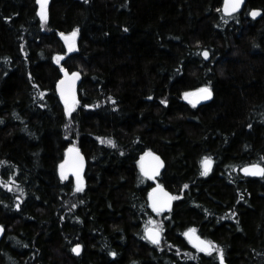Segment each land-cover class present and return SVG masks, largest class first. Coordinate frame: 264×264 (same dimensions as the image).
Segmentation results:
<instances>
[{"label": "trees", "instance_id": "16d2710c", "mask_svg": "<svg viewBox=\"0 0 264 264\" xmlns=\"http://www.w3.org/2000/svg\"><path fill=\"white\" fill-rule=\"evenodd\" d=\"M223 3L48 0L42 22L37 0H0V264H220L188 243L193 228L223 264H264V176L242 171L264 166V0L231 17ZM76 29L68 54L60 33ZM62 69L82 77L71 117ZM205 86L210 102L184 99ZM73 144L80 192L60 175ZM149 151L165 163L155 182L140 170ZM156 181L177 197L169 212L150 207Z\"/></svg>", "mask_w": 264, "mask_h": 264}, {"label": "snow or ice", "instance_id": "6c2138e0", "mask_svg": "<svg viewBox=\"0 0 264 264\" xmlns=\"http://www.w3.org/2000/svg\"><path fill=\"white\" fill-rule=\"evenodd\" d=\"M243 0H224L223 3V12L227 16H231L234 13H236L242 4ZM37 3L39 4V12L38 15L42 22L47 21V0H37ZM217 11H221V9H217ZM253 16L258 15L257 11H253L251 13ZM79 29H76L75 31L71 32L70 34H64L60 33L61 37L64 39L68 50L71 52L75 47V40L76 36L78 34ZM127 31V29H125ZM209 53L207 51L203 52V56L207 58ZM56 62L59 64L60 60L63 59L62 56H57ZM65 73V79H62L59 82V91L61 98L64 101L65 104V111L69 117H71L72 112L74 111L75 105L78 103L75 97V93L72 90V85H74L75 80L79 78L78 72H73L69 75L68 71L66 69H62ZM67 85V88L65 87ZM41 97H43V93L40 94ZM212 96V90L209 86H205L202 88L197 89L195 92H185L184 93V99L188 100L189 103H191L193 106L196 105L200 100H208ZM113 104H115V100L112 101ZM162 103L167 104V101L164 100ZM67 127V125H66ZM102 143H107L113 147H115V143L112 140H101ZM69 153H75V159L76 163L73 165L72 170L75 173L76 176V191L80 192L83 190V179L80 175L81 170L83 168V157L80 156L79 150L70 148ZM150 159L153 161L151 166L146 167L145 166V159ZM212 160L210 157H205L202 161L203 165V171L201 172V175H207L210 168H211ZM163 167V161L160 160L159 156H156L151 151L147 152L144 157L141 158L140 161V169L143 175L150 179H155L156 176L159 174L160 168ZM242 171L245 173V175H261L264 176V166H261L259 164H253L246 166L242 169ZM60 175L61 179L67 180L68 175L66 171V164L62 163L60 165ZM185 188H187V185H184ZM150 200H151V207L153 211L159 213H162L165 209L170 208L171 202L174 199H177V197L170 195L169 193L165 192L163 187L160 185H157L156 188L152 190V193H150ZM153 225H155V222H151ZM196 229H190L189 232L185 233L186 236H188L189 241L193 243V246L196 247L200 252H205L209 255H211L213 252H217L220 259V264H223V250L219 248L218 245H215L211 241H205L201 239L199 236L195 235ZM144 239L149 240L151 243L159 245L160 244V229L152 226L146 228V235L144 236ZM81 245L77 244L75 247L72 248V251L76 253L77 255L80 253ZM113 256L116 255L115 252L111 253Z\"/></svg>", "mask_w": 264, "mask_h": 264}, {"label": "water", "instance_id": "95a60500", "mask_svg": "<svg viewBox=\"0 0 264 264\" xmlns=\"http://www.w3.org/2000/svg\"><path fill=\"white\" fill-rule=\"evenodd\" d=\"M246 2H247V0H243L240 9H239L236 13H234L233 15H231V16H234V15L239 14V13L241 12V10L244 8ZM257 12H258V15H256V16H253L252 14H250V18H251L252 20H254V21H256V20H258V19H260V18L262 17V12H261V11H257ZM223 14H224V16H226V17H231V16H227V15H225L224 12H223ZM204 58H205V57H204ZM205 60L208 61V60H209V56H208L207 58H205ZM68 73H69V72H68ZM70 74H71V73H69V75H70ZM79 74H80V73H79ZM61 75H62L61 80H62V79H65V73H64V71L61 72ZM61 80H60V81H61ZM60 81H59V82H60ZM59 82H58V84H57V86H56V92H57L58 97L60 98V100H61L62 103L64 104V101H63V99L61 98L60 91H59ZM81 82H82V77H81V74H80V75H79V78L75 80L74 85H72V90H73L74 93H75V97H76V100H77V101H78V90H79V87H80V85H81ZM65 87L67 88V85H66ZM212 96H213V93H212ZM212 96H211V98L208 99V100H200L198 103H196L195 106L203 105V104H206V103L210 102L211 99H212ZM64 106H65V104H64ZM70 148L78 149V150H79V154H80V156L83 157V168H82L81 173H80V175L83 176L84 173H85L86 167H87V161H86V158H85L84 155L82 154V152H81V150H80L79 147H74V146H72V147H70ZM70 148H69V149H70ZM152 153H153V152H152ZM154 154H155L156 156H159V155L156 154V153H154ZM144 156H145V155H144ZM144 156H143V157H144ZM159 157H160V156H159ZM160 160L163 161V159H162L161 157H160ZM140 161H141V160H140ZM76 162H77V161H76V159H75V153H69V150H68V152L66 153L65 160H64L63 163L66 164L67 175L70 176V177H76L74 171L72 170L73 165H74ZM144 163H145V166L148 167V166H151V164L153 163V161H151L150 159H147V158H146L145 161H144ZM211 168H212V164H211ZM211 168H210V170H211ZM164 169H165V163H164V161H163V167L160 168V170H159V174L156 176L155 179L147 178V177H145V176L143 175L142 172H141V173H142L143 177H145V178H147V179H149V180H151V181H154V180H156V179H158V178L161 177V175H162ZM140 170H141V169H140ZM210 170H209V171H210ZM243 173H244V172H243ZM244 174H245V173H244ZM249 176H261V175H249ZM160 186H161V185H160ZM156 187H157V186H155V188H156ZM162 187H163V186H162ZM163 189H164L165 192L169 193L165 187H163ZM151 193H152V191H151ZM169 194H170V193H169ZM170 195H171V194H170ZM149 201H150V207H151V200H150V198H149ZM173 204H174V201L171 202V206H170V208L165 209L162 213L169 212V211L172 209ZM151 209H152V207H151ZM152 210H153V209H152ZM153 212L156 213V214H158V213L155 212V211H153ZM159 214H161V213H159ZM4 231H5L4 228L0 226V243H1L2 239H3V237H4ZM188 232H189V231H188ZM145 235H146V231H145ZM195 235L199 236L197 233H195ZM185 237H186V240L188 241V243H189L194 249L198 250L196 247L193 246V243H191V242L189 241L188 236L185 235ZM199 237H200V236H199ZM162 238H163V233L160 231V243H161V241H162ZM200 238H201V237H200ZM201 239H202V238H201ZM203 240H204V239H203ZM148 241H149V240H148ZM152 244H153V243H152ZM153 245H156V244H153ZM81 251H82V248H81L80 253H79L78 255H77L76 253H74V254H75L76 256H79V255L81 254ZM198 251H199V250H198ZM202 253L208 255V254L205 253V252H202Z\"/></svg>", "mask_w": 264, "mask_h": 264}, {"label": "rangeland", "instance_id": "374dc122", "mask_svg": "<svg viewBox=\"0 0 264 264\" xmlns=\"http://www.w3.org/2000/svg\"><path fill=\"white\" fill-rule=\"evenodd\" d=\"M48 1V0H47ZM76 39H77V36H76ZM66 44V43H65ZM67 46V45H66ZM77 50V42H76V40H75V47H74V49L70 52L69 50H68V47H67V51H68V54H71V53H73V52H75ZM77 107V104L75 105V108ZM74 108V109H75ZM72 146H74V147H76V144H73ZM71 146V147H72ZM82 177V179H83V188L85 187V179H84V177L83 176H81ZM68 178H70V176H68ZM72 179H73V181H74V183H75V186H76V183H77V181H76V177H71ZM154 182H155V180H154ZM157 185H159L158 183H157V181H156V186ZM176 199H174V201H175ZM151 222H155V225H153ZM150 223H149V227H152V226H155V227H157V228H159L160 229V231H161V227H160V219H158V220H156V221H151Z\"/></svg>", "mask_w": 264, "mask_h": 264}]
</instances>
